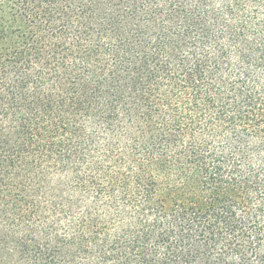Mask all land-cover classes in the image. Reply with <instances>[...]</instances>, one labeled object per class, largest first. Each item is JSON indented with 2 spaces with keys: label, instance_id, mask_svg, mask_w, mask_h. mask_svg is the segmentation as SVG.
Here are the masks:
<instances>
[{
  "label": "trees",
  "instance_id": "1",
  "mask_svg": "<svg viewBox=\"0 0 264 264\" xmlns=\"http://www.w3.org/2000/svg\"><path fill=\"white\" fill-rule=\"evenodd\" d=\"M0 264H264V0H0Z\"/></svg>",
  "mask_w": 264,
  "mask_h": 264
}]
</instances>
